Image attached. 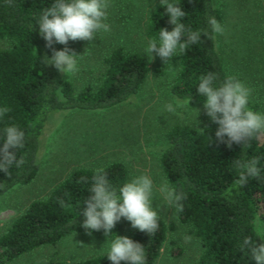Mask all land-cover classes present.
<instances>
[{
  "label": "trees",
  "instance_id": "obj_1",
  "mask_svg": "<svg viewBox=\"0 0 264 264\" xmlns=\"http://www.w3.org/2000/svg\"><path fill=\"white\" fill-rule=\"evenodd\" d=\"M54 0H0V107L7 105L11 111L0 118V147L3 128L16 124L25 131V146L16 151L25 163L10 169L7 176L0 171V195L15 185L29 183L38 172L36 153L40 136L55 113L67 110L108 109L137 94L144 83L148 66L136 50L118 45L101 58V70L96 84L86 83L75 90L72 82L52 65L41 60L52 55L36 25L42 11ZM187 13L183 23L193 31H200L201 44L190 45L176 60L177 69L170 82L171 94L180 100L203 102L196 91L199 77L208 72L218 76L217 83L233 75L225 71L215 44V33L208 24L210 16L219 22L222 12L214 0H177ZM159 3L146 22L149 39L159 36V29L172 25ZM53 47L60 50L58 43ZM235 76V75H234ZM237 77V76H236ZM201 129L205 131L202 132ZM218 125L207 116L200 126L175 124L165 134L166 145L158 156V166L164 177L182 188L187 198L183 211L176 213L180 224L199 241L200 251L194 264H255L248 249L241 250L245 237L256 243L261 238L255 230L254 220L264 217V135L258 133L250 147L233 144L228 148L218 143L215 132ZM208 137L212 138L209 143ZM259 157L261 175L237 188L234 181L238 170L233 160ZM110 182L119 187L128 181L123 163L112 161L104 166ZM95 169L76 167L56 183L42 198L32 200L0 235V264L12 260L46 244H56L73 233L85 232L81 227L84 198L90 194ZM87 177L88 183L81 178ZM63 200V205L60 201ZM80 213V214H79ZM177 228L160 216L159 228L152 236L134 229L129 236L146 248L147 264L159 257L168 232ZM97 232V231H92ZM103 233V230H99ZM120 235L118 226L109 238ZM180 249L176 251V254ZM107 253L95 254L74 262L51 259L46 264H111ZM124 264V262H121Z\"/></svg>",
  "mask_w": 264,
  "mask_h": 264
},
{
  "label": "rangeland",
  "instance_id": "obj_2",
  "mask_svg": "<svg viewBox=\"0 0 264 264\" xmlns=\"http://www.w3.org/2000/svg\"><path fill=\"white\" fill-rule=\"evenodd\" d=\"M159 0H110L107 23L110 31L97 33L96 39L69 41L67 47L78 55V71L62 75L75 90L86 83L96 84L101 58L121 45L138 51L145 59L148 73L140 91L127 101L108 109L67 110L53 114L40 136L36 153L38 172L25 185H15L0 195V235L34 199L44 195L76 167L100 168L112 161L124 164L127 179L140 174L154 181L153 206L160 216L177 228L168 232L154 264H194L200 251L199 241L180 224L174 208H169L159 192L164 178L158 156L166 145L165 134L175 124L200 126L207 115L203 102L174 97L170 82L176 72V60L165 64L145 49L150 40L146 22ZM222 12L223 35L215 34L216 51L226 72L237 76L252 89L249 107L264 113V0H214ZM0 45H5L0 39ZM62 50L65 45H61ZM155 56V54H153ZM175 111L168 112L165 105ZM199 109V115L196 110ZM264 135V132H262ZM121 236H130L135 228L121 218L117 223ZM254 227L264 240V217H256ZM191 237L186 242L185 237ZM112 239L103 233H73L56 244H46L18 256L10 264H46L51 259L74 262L95 254L107 253ZM264 242V241H262ZM180 252L176 254V251Z\"/></svg>",
  "mask_w": 264,
  "mask_h": 264
},
{
  "label": "clouds",
  "instance_id": "obj_3",
  "mask_svg": "<svg viewBox=\"0 0 264 264\" xmlns=\"http://www.w3.org/2000/svg\"><path fill=\"white\" fill-rule=\"evenodd\" d=\"M12 0H8L11 4ZM159 6L169 18L168 23L173 27L159 29V36L148 41L145 49L151 61L158 56L165 64H171L173 57L181 56L190 45L201 44L200 31L187 28L182 22L186 12L177 0H159ZM110 0H54L50 7L45 8L36 23L39 34L46 42L45 47L51 49L49 58L46 54L41 59L45 65L54 66L59 72L75 74L78 71V55L67 47L69 41H88L96 39L97 33L110 31L106 22ZM211 31L223 35L225 27L215 17L208 18ZM65 45L62 50H56L54 44ZM155 54V56L153 55ZM196 91L203 97V109L212 123L218 125L215 138L218 143L231 148L235 143L242 149L249 148L250 141L258 133L264 132V113H259L249 107L252 89L247 87L238 77L227 76L223 82L217 83L218 76L208 72L199 78ZM189 96L185 103L189 106ZM168 112H174L172 104L165 105ZM199 115V109L194 108ZM11 108L7 105L0 107V118H3ZM200 130L204 132V129ZM25 131L16 124L3 128V142L0 147V171L10 176V169L20 168L25 160L17 158L16 151L25 146ZM209 143L212 138L208 137ZM233 160V166L238 170V178L234 181L237 188L248 184L250 179H259L262 168L259 157ZM88 183L87 177L81 178ZM155 185L152 177L140 174L131 177L121 186L113 185L104 168L95 169L92 176L90 193L84 198L82 213L84 219L81 227L87 235L92 231L103 230L106 236L112 234V229L124 218L132 228L152 236L159 228L160 206H153ZM159 192L169 208H174L178 214L183 211V201L187 198L185 191L172 185L166 177L161 179ZM60 203L63 205L64 201ZM79 213V214H80ZM191 237L186 236L188 242ZM264 241V240H261ZM248 249L255 264H264V242L256 243L251 237H245L241 250ZM111 264H147L146 248L128 236L115 235L107 252Z\"/></svg>",
  "mask_w": 264,
  "mask_h": 264
}]
</instances>
